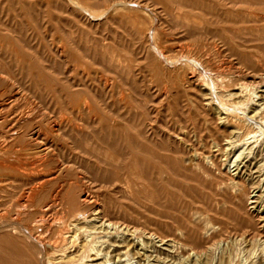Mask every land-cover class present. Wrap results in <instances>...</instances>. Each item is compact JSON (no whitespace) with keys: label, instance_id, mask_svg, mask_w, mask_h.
I'll list each match as a JSON object with an SVG mask.
<instances>
[{"label":"rangeland","instance_id":"rangeland-1","mask_svg":"<svg viewBox=\"0 0 264 264\" xmlns=\"http://www.w3.org/2000/svg\"><path fill=\"white\" fill-rule=\"evenodd\" d=\"M73 1L81 3L75 6ZM120 1L0 0V264H66L71 255L80 263L77 251L92 237L95 239L89 243L97 240L92 245L96 252L90 256L95 258L99 252L102 258L91 261L86 257L83 264L103 260L102 264H264L263 127L245 120L242 112L234 113V125H245L242 139L246 145L242 142L239 148L227 150V142L236 140V134H227L229 137L222 141L223 152L218 154L214 142L209 149L197 144L198 150L203 148L211 157L214 152L216 162H210L209 157L204 162L209 172L200 170L197 162L193 168L180 162L179 152L190 146L174 137L183 125L194 139L207 134L211 127L216 132L221 126L218 118L225 116L215 106L212 111L197 107L193 100L196 91L185 81L186 75L194 74L200 83L203 79L206 84L214 81L217 89L221 85L216 93L232 106L238 100L243 106L250 96L254 102L246 106L247 102V109L241 111L246 109V114L257 120L261 117L254 115V108L264 105V1ZM121 3L125 4L119 6ZM146 25H151L149 30ZM138 27L141 32H136ZM195 60L204 62L207 71L196 66ZM251 74L258 77L256 81ZM159 82L161 90H169L165 99L157 97ZM239 82L252 88L249 86V95L238 99L231 92ZM237 179L243 192L237 187ZM85 196L89 199L86 204L81 199ZM103 221L106 226L102 229ZM108 222L116 223L112 225L114 232ZM106 230L111 238L105 235Z\"/></svg>","mask_w":264,"mask_h":264},{"label":"bare ground","instance_id":"bare-ground-1","mask_svg":"<svg viewBox=\"0 0 264 264\" xmlns=\"http://www.w3.org/2000/svg\"><path fill=\"white\" fill-rule=\"evenodd\" d=\"M68 1V0H67ZM79 1V0H78ZM83 1V0H82ZM114 1V0H113ZM120 1V0H119ZM129 1V0H128ZM179 1V0H178ZM229 1V0H228ZM251 1H253V0H251ZM264 1V0H263ZM70 2H72V1H70ZM73 2H75V6H77L79 3H81V2H78V4H77V2L76 1H73ZM121 2V1H120ZM124 2V1H123ZM126 2H127V0H126ZM133 2V1H132ZM254 2V1H253ZM114 3V2H113ZM119 3V2H118ZM129 3V2H128ZM203 3V2H202ZM208 4H209V2H207ZM219 3H220V1H219ZM232 3H234V2H232ZM239 3V2H238ZM243 3V2H242ZM257 3V2H256ZM116 4V3H115ZM123 3H121L119 6H121ZM125 4V3H124ZM123 4V5H124ZM212 4V3H211ZM229 4H231V3H229ZM236 4V3H235ZM250 4V3H249ZM248 4V5H249ZM80 5V4H79ZM78 5V6H79ZM138 5V4H137ZM118 6V7H119ZM126 6H127V4H126ZM217 6H218V4H217ZM256 6H258V5H256ZM150 7V6H149ZM247 7V6H246ZM87 8H89L88 6H87ZM112 8V7H111ZM116 8H117V6H116ZM126 8V7H125ZM58 9V8H57ZM84 9V8H83ZM90 9V8H89ZM109 9V8H108ZM124 9V8H123ZM69 10V9H68ZM79 10V9H78ZM91 10V9H90ZM102 10V9H101ZM225 10V9H224ZM81 11V10H80ZM83 11V10H82ZM114 11V10H113ZM120 11H122V9L120 10ZM226 11H228V10H226ZM226 11H225V13L224 14H226ZM230 11V10H229ZM232 11V10H231ZM89 12V11H88ZM123 12V11H122ZM220 12V11H219ZM248 12V11H247ZM73 13L75 14V12L73 11ZM77 13V12H76ZM114 13V12H113ZM115 13H117V12H115ZM124 13H125V11H124ZM236 13V12H235ZM235 13H233L234 15H236ZM249 13V12H248ZM251 13V12H250ZM220 14V13H219ZM218 14V15H219ZM222 14V13H221ZM241 14H243V12L241 13ZM77 15V14H76ZM106 15V14H105ZM118 15V14H117ZM117 15H116V17H117ZM228 15H229V13H228ZM234 15H233V17H234ZM256 15V14H255ZM260 15V14H259ZM119 16V15H118ZM176 16V15H175ZM224 16H226V15H224ZM241 16H243V15H241ZM253 16V15H252ZM219 17V16H218ZM230 17V16H229ZM231 17H232V15H231ZM237 17H239V15L237 16ZM236 17V18H237ZM100 18V17H99ZM147 17H145V20H147L146 19ZM241 19V18H240ZM239 19V20H240ZM251 19V18H250ZM254 19V18H253ZM187 20V19H186ZM196 20V19H195ZM200 20V19H199ZM205 21V20H204ZM212 21V20H211ZM215 21V20H214ZM217 21V20H216ZM241 21V20H240ZM146 21H144V23H145ZM182 22H184L183 20H182ZM194 22V21H193ZM198 22V21H197ZM249 22H250V20H249ZM258 22H260V21H258ZM149 23V22H148ZM190 23V22H189ZM195 23V25H196V22H194ZM199 23V22H198ZM203 23H205V22H203ZM102 24V23H101ZM147 24V23H146ZM190 25H192V24H190ZM190 25H189V27H190ZM207 25V24H206ZM205 25V26H206ZM147 26V25H146ZM151 26V25H150ZM150 26L148 27V30H149V28H150ZM198 26V25H197ZM202 26H203V24H202ZM204 26V27H205ZM212 26V25H211ZM139 28V27H138ZM142 28H143V26H142ZM175 28V27H174ZM195 28V27H194ZM199 28V27H198ZM208 28V27H207ZM209 28H210V26H209ZM212 28V27H211ZM210 28V29H211ZM255 28V27H254ZM191 29V28H190ZM200 29V28H199ZM258 29H259V27H258ZM144 30V29H143ZM195 30V29H194ZM209 30V29H208ZM239 30V29H238ZM249 30V29H248ZM65 31V30H64ZM141 32V30H140V28L139 29H137L136 30V32ZM205 31H207V29L205 30ZM212 31V30H211ZM67 32V31H66ZM113 32V31H112ZM253 32V31H252ZM155 34H156V32H154ZM236 33V32H235ZM238 33H239V31H238ZM250 33V32H249ZM141 34V33H140ZM154 34V35H155ZM241 34V33H240ZM264 34V33H263ZM8 35V34H7ZM88 35V34H87ZM146 35V34H145ZM153 35V34H152ZM153 35V36H154ZM142 36V35H141ZM143 36H144V34H143ZM157 36V35H156ZM159 36V35H158ZM88 37V36H87ZM259 37V36H258ZM72 38V37H71ZM90 38V37H89ZM141 38V37H140ZM142 39V38H141ZM150 39V38H149ZM80 40V39H79ZM254 40V39H253ZM252 40V41H253ZM87 42V41H86ZM149 42V41H148ZM72 43V42H71ZM142 43V42H141ZM145 43V42H144ZM239 43V42H238ZM112 44V43H111ZM241 45H242V43H240ZM97 45H98V43H97ZM87 46V45H86ZM259 46V45H258ZM93 47V46H92ZM96 47V46H95ZM98 47V46H97ZM140 47V46H139ZM147 47V46H146ZM60 48V47H59ZM82 48V47H81ZM88 48V47H87ZM244 48H245V46H244ZM56 49V48H55ZM89 49H91V48H89ZM111 49V48H110ZM114 49V48H113ZM239 49V48H238ZM237 49V50H238ZM96 50H97V52H98V48H96ZM112 50V49H111ZM159 50V49H158ZM157 50V51H158ZM169 50V49H168ZM109 51V50H108ZM161 51V50H160ZM163 51V50H162ZM198 51V50H197ZM86 52H87V50H86ZM112 52V51H111ZM240 52L241 51H238V53L240 54ZM257 52V51H256ZM10 53V52H9ZM94 53V52H93ZM96 53V52H95ZM106 53H107V51H106ZM114 53V52H113ZM202 53V52H201ZM251 53V52H250ZM90 54H91V51H90ZM158 54H160V53H158ZM162 54V53H161ZM242 54V53H241ZM245 54H246V52H245ZM249 54V53H248ZM109 55V54H108ZM113 55V54H112ZM114 55H116L115 53H114ZM133 55V54H132ZM171 55V54H170ZM195 55H196V53H195ZM14 56V55H13ZM86 56V55H85ZM91 55H89V57H90ZM111 56V55H110ZM156 56V55H155ZM88 57V58H89ZM92 57V56H91ZM104 57H105V55H104ZM117 57V56H116ZM120 57V56H119ZM158 57V56H157ZM179 57V56H178ZM14 58V57H13ZM112 58H113V56H112ZM115 58V57H114ZM171 58V57H170ZM193 58V57H192ZM250 58V57H249ZM253 58V57H252ZM105 59H106V57H105ZM104 59V60H105ZM118 59V58H117ZM120 59V58H119ZM125 59V58H124ZM158 59V58H157ZM174 59V58H173ZM186 59V58H185ZM199 59H202L201 57H199ZM102 60H103V58H102ZM163 60V59H162ZM166 60V59H165ZM176 60V59H175ZM182 60V59H181ZM191 60V59H190ZM189 60V61H190ZM193 60V59H192ZM192 60H191V63H192ZM252 60V59H251ZM256 60V59H255ZM260 60V59H259ZM108 61H109V59H108ZM114 61H115V59H114ZM161 61V60H160ZM187 61V60H186ZM196 61V63H194L195 65L197 64L199 67H202L203 68V70H205V71H207V68H205L206 66H202V64L204 63H202V62H200V61H198V60H195ZM104 62H106L107 63V61H104ZM166 62V61H165ZM164 62V63H165ZM167 62H170V61H167ZM166 62V63H167ZM175 62V61H174ZM177 62H179V59H178V61ZM51 63V62H50ZM123 63V62H122ZM136 63V62H135ZM157 63H159V62H157ZM161 63V62H160ZM163 63V62H162ZM172 62H170L169 64H171ZM109 64H111V63H109ZM116 64H117V62H116ZM183 64V63H182ZM186 64V63H185ZM184 64V65H185ZM114 65V64H113ZM120 65V64H119ZM173 65V64H172ZM175 65H176V63H175ZM187 65H188V63H187ZM196 65V66H197ZM260 65H261V63H260ZM263 65V64H262ZM116 66L117 65H115V68H116ZM123 66V65H122ZM131 66V65H130ZM158 66V68L160 67L159 66V64L157 65ZM163 66V65H162ZM170 66V65H169ZM183 66V65H182ZM186 66V65H185ZM190 67H192V66H194V65H189ZM210 66V65H209ZM114 68V67H113ZM114 68V70H116ZM160 68H162V67H160ZM165 68V67H164ZM164 68L162 69V71L164 70ZM171 68V67H170ZM174 68H176V67H174ZM178 68V67H177ZM183 69H184V67H182ZM192 68H194V67H192ZM121 69V68H120ZM120 69H118V70H120ZM123 69H125V67L123 68ZM131 69V68H130ZM167 69H169V68H167ZM166 69V70H167ZM172 69V68H171ZM188 69V68H187ZM1 70V69H0ZM194 70V69H193ZM208 70H209V68H208ZM259 70V69H258ZM4 71V70H3ZM117 71V70H116ZM168 71V70H167ZM184 71V70H183ZM191 71V70H190ZM196 71V70H195ZM194 71V72H195ZM198 71V70H197ZM158 72V71H157ZM177 72H178V70H177ZM211 72H212V70H211ZM165 73V72H164ZM163 73V74H164ZM189 73V72H188ZM193 73V72H192ZM199 73V72H198ZM156 74V73H155ZM169 74V73H168ZM172 74V73H171ZM182 74V73H181ZM184 74V73H183ZM255 74V73H254ZM257 74V73H256ZM11 75V74H10ZM13 75V74H12ZM167 75V74H166ZM179 74H177L176 75V77L178 76ZM249 75V74H248ZM252 75V74H251ZM250 75V76H251ZM262 75V74H261ZM161 76V75H160ZM169 77L170 76H172V75H168ZM253 76V78H252V80L254 79H256V78H258L257 76H254V75H252ZM7 77V76H6ZM152 77V76H151ZM162 77V76H161ZM182 77V76H181ZM200 78H201V76H199ZM244 77H246L245 75H244ZM3 78V77H2ZM8 78H9V76H8ZM167 78V77H166ZM184 78V77H183ZM210 78V77H209ZM247 78V77H246ZM249 78V77H248ZM11 79V78H10ZM111 79V78H110ZM220 79V78H219ZM251 79V78H250ZM1 80V79H0ZM158 80V79H157ZM223 80L225 81L226 79L225 78H223ZM257 80V79H256ZM255 80V81H256ZM159 81V80H158ZM162 81V80H161ZM167 81V80H166ZM172 81V80H171ZM174 81H175V77H174ZM179 81H181V80H179ZM185 81L188 83V85H190V87H192L196 92V95L194 96V103L197 105V107H198V105L200 106H202V107H204L206 110H209V111H212V107H216V109L217 110H219L220 112H221V114H225V116L223 117V116H221L220 114V118H218V119H220V124H221V126L218 128V131H216V132H212L213 130V128L211 127V131L209 130V132L207 133V134H205L204 136H201V137H197V139L195 138H193L192 137V134H191V131H190V129L188 128V127H184L185 125H183L182 127H180V129H178V131H175L174 132V134H175V138L176 139H178V143H181V144H188L190 147H188L187 149H185L184 151H182L181 150V152H179L180 153V155H181V157L179 158L180 159V162H183V164H185V166L187 167V168H193L194 167V162H197V166L199 167V169L200 170H202V169H205V170H207L206 169V167H205V164H204V162H207L208 160H209V158H210V162H216L215 161V159L214 158H212L213 156L215 157V155H213V153L211 152V154L210 155H212V157L211 156H209L207 153H206V151L205 150H203V148H202V150H198L197 149V147H195L197 144H200V145H204V148L206 149V148H208L209 146H210V144L211 143H215V146L216 147H218L217 148V154L223 149V147L224 146H222V141H223V139L226 137V136H228L227 134H236V140L234 139V140H229L227 143V147H228V149L227 150H229V148L231 147V149H233L234 147H236V146H238V145H241L242 144V142L244 141V139H242V135H243V130L245 129L244 128V124L242 125V123H240V124H235L234 125V121L231 119V116L234 114V113H237V115H238V113L239 112H242L243 114H241V115H243L245 118V120H247L248 119V121H251V122H254L255 124H257L256 125V127H260L261 128V126L263 127V129H264V126H263V119H264V105L262 104H257L258 106H256L255 104V108L254 109H256V112H255V116H256V114H258V116L260 117L259 118V120H257V118H255L254 116H251V117H249L247 114H246V112H247V107H245L244 105L247 103V102H249V101H251V100H253V102H254V99H251V97L250 96H247V95H249V90H250V87L252 86L251 84L249 85V84H247L246 82H242V83H238L236 86H235V88L234 89H236V91H233V92H231V96L232 97H234L235 98V96H237L238 97V99H239V96H242V97H244V96H247L248 98H250L249 99V101H248V99L246 100L247 102L242 106L241 105V103L240 102H242L243 103V101H240L239 102V100L238 99H236V100H238V102L240 103L239 105H241V107L240 106H237L238 105V102H237V105H234V106H232V105H230V104H228L227 102H229V101H225V99H224V97L222 96V94H217L216 92H218L217 90H219V89H221L220 87H221V85L219 86V89H217L216 87L218 86L217 84H215L214 83V81L213 80H211V81H213V83L211 82H209L210 84H206V83H204L205 82V80L203 79V81H202V83H200V82H198V80H197V78H196V76L194 75V74H191V75H189V76H187L186 75V77H185ZM218 81H220V80H218ZM229 81H231V80H229ZM228 81V82H229ZM240 81V80H239ZM175 82H177V81H175ZM215 82H217L216 80H215ZM221 82L223 83V81L221 80ZM252 82V81H251ZM250 82V83H251ZM259 82V81H258ZM167 83V82H166ZM169 83V82H168ZM171 83V82H170ZM173 83V82H172ZM226 83V82H225ZM237 83V82H236ZM11 84V83H10ZM19 84V83H18ZM112 84V83H111ZM153 84V83H152ZM176 84V83H175ZM228 84V83H227ZM255 84V83H254ZM154 85V84H153ZM156 85V84H155ZM158 85H159V88H160V82L158 83ZM166 85V84H165ZM186 85V84H185ZM217 85V86H216ZM4 86V85H3ZM40 86V85H39ZM167 86H168V84H167ZM170 86V85H169ZM169 86H168V88H169ZM179 86V85H178ZM183 86V85H182ZM225 85H223V87H224ZM228 86V85H227ZM250 86V87H249ZM258 86H259V84H258ZM150 87H152V86H150ZM156 87V86H155ZM176 87V86H175ZM231 87V86H230ZM149 88V87H148ZM158 88V89H159ZM163 88V87H162ZM185 88V87H184ZM188 88V87H187ZM252 88V87H251ZM253 88H254V90H256L257 89V85H255V86H253ZM9 89V88H8ZM153 89V88H152ZM1 90V89H0ZM147 90V89H146ZM231 90H233V89H231ZM48 91V90H47ZM222 91V90H221ZM226 90L224 89V92H225ZM251 91V90H250ZM264 91V90H263ZM182 92V91H181ZM192 92V91H191ZM230 92V91H229ZM228 92V93H229ZM138 93V92H137ZM156 93V92H155ZM157 93H158V91H157ZM174 93V92H173ZM173 93H172V95H171V97L173 96ZM183 93V92H182ZM194 93V92H193ZM169 94V90H167V87L165 88H163L162 90H161V88H160V91H159V96H157V97H166L167 95ZM191 94V93H190ZM255 94V93H254ZM12 95V94H11ZM153 95V94H152ZM176 96L178 95V94H175ZM184 95V94H183ZM182 95V96H183ZM225 95V94H224ZM230 95V94H229ZM121 96H122V94H121ZM252 96V95H251ZM13 97V96H12ZM14 97H16V96H14ZM143 97V96H142ZM148 97V96H147ZM169 97V96H168ZM179 97V96H178ZM177 97V98H178ZM187 97V96H186ZM232 97H230V98H232ZM247 97H245V98H247ZM264 97V96H263ZM124 98V97H123ZM146 98V97H145ZM184 98H185V96H184ZM227 98H229L228 96H227ZM109 99V98H108ZM136 99V98H135ZM165 99V98H164ZM187 99V98H186ZM242 99V98H241ZM13 100V99H12ZM123 100V99H122ZM147 100V99H146ZM169 100V99H168ZM231 100V99H230ZM233 100V99H232ZM255 100H256V98H255ZM180 101V100H179ZM185 101H187V100H185ZM14 102H16V101H14ZM136 102H138V101H136ZM143 102H144V100H143ZM149 102H151V101H148V103ZM155 102H157V101H155ZM160 102H162V101H160ZM168 102V101H167ZM182 102H184V101H182ZM106 103V102H105ZM147 103V102H146ZM146 103H145V105H146ZM171 103V102H170ZM181 103V102H180ZM231 103H232V101H231ZM252 103V102H251ZM1 104V103H0ZM161 104V103H160ZM120 105V104H119ZM144 105V106H145ZM148 105V104H147ZM162 105V104H161ZM187 105V104H186ZM249 106L250 105V102L249 103H247L246 104V106ZM157 106V105H156ZM160 106V105H159ZM191 106V105H190ZM200 106V107H201ZM252 106V105H251ZM108 107V106H107ZM160 107H162V106H160ZM181 107H184V106H181ZM231 107H233V109L231 108ZM243 107H245L246 109L244 110L243 109V111H241V108H243ZM42 108V107H41ZM84 108V107H83ZM144 108H146V106L144 107ZM167 108H169V107H167ZM189 108V107H188ZM195 108V107H194ZM199 108V107H198ZM250 108V107H249ZM1 109H2V107H1ZM0 109V110H1ZM86 109V108H85ZM84 109V110H85ZM149 109V108H148ZM164 109V108H163ZM171 109V108H170ZM253 109V108H252ZM75 110V109H74ZM156 110V109H155ZM165 110V109H164ZM180 110V109H179ZM187 110H189V109H187ZM86 111V110H85ZM89 111H90V109H89ZM147 111V110H146ZM157 112L159 111L158 110V107H157V110H156ZM172 111V110H171ZM208 111V112H209ZM219 112V113H220ZM1 113V112H0ZM76 113V112H75ZM115 113V112H114ZM159 113V112H158ZM206 113V112H205ZM215 113V112H214ZM2 114V113H1ZM92 114V113H91ZM143 114V113H142ZM148 114H149V112H148ZM171 114V113H170ZM189 114V113H188ZM194 114H196V116H197V113H194ZM208 114V113H207ZM212 114V113H211ZM211 114H210V116H211ZM216 114V113H215ZM141 115V114H140ZM150 115V114H149ZM166 115V114H165ZM241 115H239V116H241ZM164 116V115H163ZM214 116V118H215V116L216 115H213ZM29 117V116H28ZM88 117V116H87ZM86 117V118H87ZM162 117V116H161ZM161 117H160V119H161ZM198 117H199V115H198ZM202 117V116H201ZM27 118V117H26ZM152 118V117H151ZM166 118V117H165ZM164 118V119H165ZM83 119H84V117H83ZM94 119V118H93ZM98 119V118H97ZM173 119V118H172ZM176 119V118H175ZM199 119V118H198ZM205 119V118H204ZM203 119V120H204ZM84 120H86V119H84ZM89 120V119H88ZM136 120V119H135ZM142 120V119H141ZM147 120V119H146ZM166 120V119H165ZM202 120V121H203ZM215 120V119H214ZM243 120V119H242ZM16 121V120H15ZM133 121V120H132ZM131 121V122H132ZM138 121V120H137ZM158 121V120H157ZM163 121V120H162ZM161 121V122H162ZM174 121V120H173ZM195 121V120H194ZM197 121V120H196ZM201 121V123H203ZM212 122H213V120H211ZM210 121V122H211ZM62 122V121H61ZM148 122H151V120L150 121H148ZM164 122V121H163ZM163 122H162V124H163ZM206 122V121H205ZM207 122H209V121H207ZM236 122H237V120H236ZM239 122H240V120H239ZM89 123V122H88ZM134 123V122H133ZM133 123H131L132 125H133ZM158 123V122H157ZM174 123V122H173ZM42 124V123H41ZM58 124V123H57ZM68 124V123H67ZM148 124H150V123H148ZM159 124V123H158ZM203 124H205V123H203ZM208 124V123H207ZM216 124V123H215ZM71 125H73V124H71ZM70 125V126H71ZM91 125V124H90ZM137 125V124H136ZM179 125V124H178ZM210 125V124H209ZM214 125V124H213ZM65 126V125H64ZM117 126V125H116ZM115 126V127H116ZM135 126V125H134ZM150 126V125H149ZM153 126H155V125H153ZM164 126H166V125H164ZM200 126H202V124L200 125ZM249 126H250V124H249ZM254 126V125H253ZM21 127V126H20ZM148 127V126H147ZM170 127V126H169ZM168 127V128H169ZM207 127V126H206ZM209 127V126H208ZM134 128H137V126H135ZM171 128V127H170ZM169 128V129H170ZM172 128H173V126H172ZM210 128V127H209ZM25 129V128H24ZM162 129H164V128H162ZM177 129V128H176ZM249 129V128H248ZM251 129V128H250ZM249 129V130H250ZM253 129V128H252ZM254 129L256 130V128L254 127ZM158 130V129H157ZM156 130V131H157ZM174 130V129H173ZM172 130V131H173ZM201 130V129H200ZM208 130V129H207ZM217 130V129H216ZM247 130V129H246ZM71 131V130H70ZM252 131V130H251ZM254 131V130H253ZM100 132V131H99ZM125 132V131H124ZM138 132H140V131H138ZM161 132V131H160ZM18 133V132H17ZM148 133V132H147ZM166 133V132H165ZM198 133V132H197ZM247 133H251V132H247ZM63 134V133H62ZM153 134V133H152ZM161 134V133H160ZM159 134V135H160ZM144 135V134H143ZM167 135H168V133H167ZM171 135V134H170ZM197 135V134H196ZM253 135V134H252ZM132 136V135H131ZM194 136V135H193ZM247 136V135H246ZM249 136V135H248ZM251 136V135H250ZM6 137V136H5ZM150 137H152V136H150ZM160 137H162V134H161V136ZM166 137V136H165ZM173 137V136H172ZM172 137H171V139H172ZM229 137V136H228ZM227 137V138H228ZM252 137V136H251ZM72 138V137H71ZM145 138V137H144ZM156 138V137H155ZM230 138H232V136L230 137ZM245 138V137H244ZM250 138V137H249ZM252 138H254V137H252ZM116 139V138H115ZM153 139V138H152ZM157 139V138H156ZM155 139V140H156ZM86 140V139H85ZM151 140V139H150ZM174 140V139H173ZM225 140V139H224ZM227 140V139H226ZM125 141V140H124ZM161 141V140H160ZM167 141H168V139H167ZM170 141V140H169ZM175 141V140H174ZM173 141V142H174ZM52 142V141H51ZM157 142V141H156ZM240 142V143H239ZM13 143V142H12ZM35 143V142H34ZM168 143V142H167ZM177 143V142H176ZM213 143V144H214ZM11 144V143H10ZM46 144V143H45ZM86 144H87V142H86ZM136 144V143H135ZM157 144V143H156ZM243 144H245L244 142H243ZM242 144V145H243ZM14 145V144H13ZM116 144H114V146H115ZM163 145V144H162ZM187 145V146H188ZM224 145V144H223ZM246 145V144H245ZM96 146V145H95ZM137 146V145H136ZM135 146V148H137ZM157 146V145H156ZM174 146V145H173ZM214 146V145H213ZM214 146V147H215ZM184 147V146H183ZM203 147V146H202ZM244 147V146H243ZM242 147V148H243ZM3 148V147H2ZM122 148V147H121ZM181 148V147H180ZM238 148H239V146H238ZM237 148V149H238ZM5 149V148H4ZM103 149V148H102ZM176 149V148H175ZM209 149V148H208ZM94 150V149H93ZM113 150H115V149H113ZM177 150V149H176ZM214 150V149H213ZM1 151V150H0ZM6 151V150H5ZM167 151H168V149H167ZM169 151H170V147H169ZM226 151V150H225ZM224 151V152H225ZM230 151V150H229ZM132 152H134V151H132ZM149 152V151H148ZM177 152V151H176ZM222 152H223V150H222ZM221 152V153H222ZM232 152V151H231ZM233 152H235V151H233ZM178 153V154H179ZM107 154V153H106ZM146 154V153H145ZM153 154V153H152ZM151 154V155H152ZM164 154V153H163ZM227 154H230V153H227ZM116 155V154H115ZM127 155H129V154H127ZM148 155V154H147ZM208 155V156H207ZM154 156H156V155H154ZM114 157V156H113ZM209 157V158H208ZM130 158V157H129ZM134 158V157H133ZM133 158H131L132 160H133ZM137 158V157H136ZM150 158V157H149ZM152 158H153V156H152ZM151 158V159H152ZM158 158H160V157H157V159ZM164 158V157H163ZM216 158H218V155H217V157ZM114 159V158H113ZM117 159H118V157H117ZM122 159V158H121ZM120 159V160H121ZM165 159V158H164ZM222 159V158H221ZM120 160H119V163H120ZM136 160H138V159H136ZM154 160V159H153ZM160 160H161V158H160ZM166 160V159H165ZM223 160V159H222ZM231 160V159H230ZM229 160V161H230ZM103 161H105V159L103 160ZM122 161V160H121ZM156 161V160H155ZM162 161V160H161ZM233 161V160H232ZM7 162V161H6ZM10 162V161H9ZM134 162H135V159H134ZM138 162V161H137ZM148 162V161H147ZM170 162V161H169ZM221 162V161H220ZM225 162V163H224ZM223 162V164H227L226 163V160ZM3 163V162H2ZM40 163V162H39ZM103 163V162H102ZM111 163V162H110ZM130 163H131V161H130ZM164 163V162H163ZM173 163V162H172ZM104 164V163H103ZM112 164H114V162L112 163ZM118 164V163H117ZM153 164V163H152ZM207 164V163H206ZM231 164V163H230ZM62 165V164H61ZM136 165V164H135ZM139 165V164H138ZM143 165H144V163H143ZM155 165V164H154ZM212 165V164H211ZM217 165H218V163H217ZM122 166V165H121ZM130 166V165H129ZM132 166V165H131ZM137 166V165H136ZM195 166H196V164H195ZM210 166V165H209ZM211 167V166H210ZM212 167H213V165H212ZM211 167V168H212ZM100 168V167H99ZM153 168V167H152ZM170 168V167H169ZM173 168V167H172ZM209 168V167H208ZM5 169H7V168H5ZM131 169V168H130ZM143 169V168H142ZM158 169V168H157ZM161 168H159V170H160ZM210 169V168H209ZM208 169V170H209ZM104 170H105V168H104ZM134 170V169H133ZM132 170V171H133ZM139 170V169H138ZM207 170V171H208ZM212 170V169H211ZM214 170V169H213ZM131 171V170H130ZM158 171V170H157ZM173 171V170H172ZM192 171V170H191ZM203 171V170H202ZM223 171V170H222ZM107 172V171H106ZM127 172V171H126ZM135 172V171H134ZM140 172V171H139ZM143 172H144V169H143ZM142 172V173H143ZM160 172V171H159ZM184 172V171H183ZM209 172V171H208ZM214 172V171H213ZM216 172H218L219 173V170L218 171H216ZM216 172H214V173H216ZM152 173V172H151ZM185 173V172H184ZM192 173H193V171H192ZM204 173V172H203ZM247 173H248V171H247ZM40 174V173H39ZM127 174V173H126ZM133 174H135V173H133ZM144 174V173H143ZM176 174V173H175ZM210 174V173H209ZM213 174V173H212ZM217 174V173H216ZM216 174H215V176H216ZM41 175V174H40ZM44 175V174H43ZM46 175V174H45ZM48 175V174H47ZM56 175V174H55ZM152 175V174H151ZM206 175V174H205ZM42 176V175H41ZM123 176V175H122ZM208 176V175H207ZM36 177V176H35ZM46 177V176H45ZM55 177H57V175L55 176ZM129 177H130V175H129ZM140 177V176H139ZM145 177V176H144ZM164 177H165V175H164ZM206 177V176H205ZM241 177V176H240ZM44 178V177H43ZM49 179L51 178L50 176L48 177ZM47 177L45 178V179H48ZM108 178H109V176H108ZM142 178H143V176H142ZM183 178H184V176H183ZM208 178V177H207ZM212 178H214V176L212 177ZM211 178V179H212ZM25 179V178H24ZM27 179V178H26ZM34 179V178H33ZM44 179V180H45ZM56 179V178H55ZM122 179H123V177H122ZM173 179V178H172ZM209 179V178H208ZM241 179V178H240ZM157 180V179H156ZM190 180H191V178H190ZM213 181L215 180V178L214 179H212ZM53 181V180H52ZM127 182H128V180H126ZM136 181V180H135ZM140 181V180H139ZM138 181V182H139ZM146 181H149V180H146ZM162 181V180H161ZM193 181V180H192ZM209 181V180H208ZM231 181V180H230ZM237 181H239L238 179H237ZM37 182H39V179H38V181ZM45 182L46 183H48L49 182V180H48V182L45 180ZM143 182V181H142ZM210 182V181H209ZM215 182V181H214ZM65 183V182H64ZM121 183H124L123 181L121 182ZM140 183H141V181H140ZM153 183V182H152ZM152 183H151V185L150 186H152ZM157 183V182H156ZM162 183V182H161ZM164 183V182H163ZM162 183V184H163ZM206 183H207V181H206ZM213 183V182H212ZM234 183V182H233ZM39 184H41V182L39 183ZM45 184V183H44ZM67 184V183H66ZM105 184V183H104ZM143 184H145V183H143ZM149 184V183H148ZM209 184V183H208ZM210 184H211V182H210ZM229 184V183H228ZM235 184V183H234ZM237 184H239V186H237V187H239V190L240 191H242L243 192V187H242V185H241V181H239V183H237ZM244 184V183H243ZM35 184H33V186H34ZM37 186H38V184H36ZM35 185V186H36ZM63 185V184H62ZM124 185V184H123ZM131 185H133V184H131ZM140 185V184H139ZM233 185V184H232ZM126 186H128L127 184H126ZM137 186H138V183H137ZM42 187V186H41ZM234 188V187H233ZM236 188V187H235ZM40 189H43V188H40ZM134 189V188H133ZM139 189H141V188H139ZM155 189V188H154ZM238 189V188H237ZM125 190V189H124ZM124 190H122V191H124ZM157 190V189H156ZM33 191V190H32ZM35 191H36V189H35ZM57 191V190H56ZM103 191V190H102ZM137 191H139L138 189H137ZM239 191V192H240ZM59 192V191H58ZM126 192V191H125ZM135 192V191H134ZM152 192H154V191H152ZM41 193V192H40ZM39 193V194H40ZM56 193V192H55ZM68 193V192H67ZM127 193V192H126ZM128 193H130V192H128ZM133 193V192H132ZM131 193V194H132ZM137 193V192H136ZM136 193H134L135 195H136ZM160 193V192H159ZM38 194V196H40ZM59 194V193H58ZM57 194V195H58ZM87 194V193H86ZM125 194V193H124ZM34 195V194H33ZM41 195H42V193H41ZM88 195H89V193H88ZM87 195V196H88ZM91 195V194H90ZM133 195V194H132ZM37 196V195H36ZM56 196V195H55ZM60 196V195H59ZM87 196H85L84 198H81V199H83V201L85 202V204H86V202L89 200V199H87ZM150 196H152V195H150ZM220 196V195H219ZM231 196V195H230ZM57 197V196H56ZM92 197V196H91ZM128 197H130L129 195H128ZM161 197V196H160ZM34 198V197H33ZM32 198V199H33ZM93 198V197H92ZM91 198V201L93 200ZM152 198V197H151ZM151 198L149 199L150 201H151ZM155 198V197H154ZM47 199V198H46ZM51 199H52V197H51ZM55 199V198H54ZM53 199V200H54ZM133 199V198H132ZM140 199V198H139ZM138 199V200H139ZM142 199V198H141ZM143 199H144V197H143ZM143 199H142V202H143ZM145 199H148V197L147 198H145ZM153 199V198H152ZM170 199V198H169ZM229 199V198H228ZM30 201V200H29ZM35 201V200H34ZM96 201H97V199H96ZM137 201V200H136ZM154 201V200H153ZM152 201V202H153ZM57 202V201H56ZM198 202V201H197ZM52 203V202H51ZM98 203V202H97ZM32 204V203H31ZM46 204H48V203H46ZM54 204V203H53ZM99 204V203H98ZM211 204V203H210ZM21 205V204H20ZM38 205V204H37ZM55 205V204H54ZM53 205V206H54ZM92 205V204H91ZM28 206H29V204H28ZM48 206H49V204H48ZM47 206V207H48ZM178 206V205H177ZM15 207V206H14ZM40 207V206H39ZM42 207V206H41ZM46 207V206H45ZM46 207V208H47ZM55 207H56V205H55ZM87 207V206H86ZM101 207V206H100ZM104 207V206H103ZM85 208V207H84ZM94 208V207H93ZM229 208V207H228ZM91 209V208H90ZM107 209V208H106ZM152 209V208H151ZM172 209V208H171ZM213 209V208H212ZM230 209V208H229ZM42 210V209H41ZM40 210V211H41ZM52 210V209H51ZM55 210H56V208H55ZM87 210V209H86ZM97 210V209H96ZM98 210H99V208H98ZM104 210V209H103ZM29 211V210H28ZM80 211V210H79ZM82 211V210H81ZM105 211V210H104ZM212 211H214V209L212 210ZM244 211V210H243ZM246 211V210H245ZM42 212V211H41ZM45 212V211H44ZM49 212V211H48ZM54 212V211H53ZM85 212V211H84ZM91 211H89V213H90ZM96 212V211H95ZM101 212H103V211H101ZM106 212H107V210H106ZM105 212V213H106ZM40 213V212H39ZM47 213V212H46ZM56 213H57V210H56ZM93 213V212H92ZM97 213H99V212H97ZM36 214V213H35ZM41 214V213H40ZM71 214V213H70ZM80 214V213H79ZM78 214V215H79ZM83 214V213H82ZM96 214V213H95ZM202 214H203V212H202ZM85 215V214H84ZM106 215V214H105ZM108 216H109V214H107ZM23 216V215H22ZM62 216V215H61ZM74 216V215H73ZM101 216V215H100ZM95 217V218H93V220H96V219H98V218H101V217ZM30 217V216H29ZM104 217V216H103ZM213 217V216H212ZM86 218V217H85ZM92 218V217H91ZM107 218V217H106ZM200 218V217H199ZM72 219V218H71ZM74 219V218H73ZM87 221H88V219H86ZM99 220V219H98ZM101 220V219H100ZM108 220V219H107ZM111 220V219H110ZM76 221V220H75ZM79 221V220H78ZM84 221V220H83ZM90 221H92V220H90ZM207 221V220H206ZM72 222V221H71ZM112 222V221H111ZM111 222H108L107 223V226H111V228L113 229V227H112V225H116V223L114 224V223H111ZM11 223V222H10ZM14 223V222H13ZM12 223V224H13ZM186 223V222H185ZM8 223H6V225H7ZM99 224V223H98ZM187 224V223H186ZM1 225V224H0ZM53 225V224H52ZM76 226H77V224H75ZM90 225H92V224H90ZM103 225H105V221H103L102 223H100V228H102L103 229V227H101V226H103ZM188 225V224H187ZM2 226V225H1ZM0 226V227H1ZM4 226V225H3ZM8 226V225H7ZM16 226V225H15ZM96 226V225H95ZM106 226V225H105ZM211 226V225H210ZM6 227V226H5ZM17 227V226H16ZM25 227V226H24ZM87 227H89V226H87ZM206 227V226H205ZM9 228H11L10 226H9ZM86 228V227H85ZM91 228V227H90ZM98 228V227H97ZM96 228V229H97ZM99 228V230H101ZM110 228V229H111ZM1 229V228H0ZM12 229H14V227L12 228ZM18 229V228H17ZM92 229H94V227L92 228ZM95 229V231H98V230H96ZM115 229H117L116 227H115ZM127 229V228H126ZM87 230H89V229H87ZM109 230V229H108ZM108 230H106V236H108V234H109V231ZM77 231V230H76ZM85 231V230H84ZM91 231V230H90ZM102 231V230H101ZM105 231V230H104ZM118 231H122V230H118ZM136 231V230H135ZM194 231V230H193ZM14 232V231H13ZM32 232H33V230H32ZM113 232H114V229H113ZM123 232V231H122ZM137 232V231H136ZM30 233V232H29ZM84 233H86V231L84 232ZM19 234V233H18ZM26 234V233H25ZM89 234V233H88ZM96 234V233H95ZM98 234V233H97ZM100 234H102V233H100ZM116 234H118V233H116ZM120 234H122V233H120ZM120 234H119V236H120ZM131 234V233H130ZM134 232H133V236H134ZM1 235V234H0ZM99 235V234H98ZM125 235V234H124ZM123 235V236H124ZM61 236V235H60ZM86 236H87V234H86ZM89 236H91V235H89ZM115 236V235H114ZM118 236V237H119ZM127 236V235H126ZM130 236V235H129ZM132 236V235H131ZM92 237V236H91ZM99 237V236H98ZM98 237L96 238V239H98ZM108 237H110V236H108ZM35 238V237H34ZM72 238H73V236H72ZM75 238H76V236H75ZM90 238V237H89ZM93 238V237H92ZM92 238H90V239H92ZM101 238V237H100ZM111 238V237H110ZM114 238V237H113ZM120 238V237H119ZM123 238V237H122ZM126 238V240H127V237H125ZM161 238V237H160ZM37 239V238H36ZM90 239H89V241H90ZM95 238H93V240H94ZM103 239H106L105 237L103 238ZM108 239V238H107ZM131 239V238H130ZM72 240H75L74 238L72 239ZM86 240H87V237H86ZM98 240H100V239H98ZM109 240V239H108ZM108 240H106L107 242H108ZM129 240V239H128ZM143 240V239H142ZM169 240V239H168ZM37 241H39V240H37ZM76 241V240H75ZM89 241H88V243H83L82 244V246H80V247H78V248H80L78 251H77V253H79L78 254V256H79V259L81 260L80 261V263H79V260H76L75 258H73V257H75L74 255L72 256L71 254V256L69 257L67 254V256L69 257L67 260H66V264H83V259L84 258H86V257H88L89 258V260L91 259V261H94V260H96V259H98L99 257H98V254H99V252L96 254V256L97 257H95V258H91V256H90V253L93 251V250H95L94 248H95V246H92L93 244H94V242L95 241H97V240H95L94 242H93V244L91 245V243H89ZM100 241H102V240H100ZM111 241V240H110ZM109 241V242H110ZM115 241V240H114ZM113 241V243H115V244H117L116 242H114ZM122 241V240H121ZM133 241V243H134V240H132ZM140 241V240H139ZM163 241H164V239H163ZM167 241V240H166ZM67 242V241H66ZM91 242V241H90ZM107 242H105V243H107ZM120 242V241H119ZM165 242V241H164ZM174 242V241H173ZM70 243H72L71 241H70ZM112 243V242H111ZM127 243V242H126ZM137 243V242H136ZM136 243H135V245H136ZM201 243V242H200ZM51 244V243H50ZM76 244H77V242H76ZM78 244H79V242H78ZM97 244V243H96ZM115 244H113V245H115ZM131 244H132V242H131ZM158 244V243H157ZM178 244V243H177ZM203 244V243H202ZM72 245H73V243H72ZM98 246L99 245H101V242L100 243H98L97 244ZM105 245V244H104ZM119 246H120V243L118 244ZM128 245L130 246V244H129V241H128ZM78 246V245H77ZM103 246V245H102ZM107 246V245H106ZM121 246H124V244L122 245L121 244ZM133 246V245H132ZM71 247V246H70ZM73 247V246H72ZM94 247V248H93ZM104 247V246H103ZM102 247V248H103ZM109 247V246H108ZM111 247V246H110ZM113 247V246H112ZM116 247H118V246H116ZM131 247V246H130ZM135 247V246H134ZM67 248H69V247H67ZM101 248V247H100ZM105 248V247H104ZM142 248V247H141ZM146 248V247H145ZM186 248V247H185ZM210 248H211V246H210ZM66 249V248H65ZM64 249V250H65ZM73 249V248H72ZM77 249V248H76ZM97 249H98V247H97ZM114 249V248H113ZM116 249V248H115ZM188 249V248H187ZM192 249V248H191ZM99 250V249H98ZM97 250V251H98ZM102 250V249H101ZM103 250H105V249H103ZM119 250V249H118ZM124 250V249H123ZM147 250V249H146ZM76 251V250H75ZM100 251V250H99ZM106 251V250H105ZM113 251V250H112ZM116 251V250H115ZM122 251V250H121ZM124 251H126V249L124 250ZM6 252H7V250H6ZM93 252H96V251H93ZM101 252V254H103L102 253V251H100ZM107 252V251H106ZM108 252H109V250H108ZM67 253V252H66ZM117 253H118V251H117ZM116 253V254H117ZM119 253H121L122 254V252H119ZM91 254H93V253H91ZM105 254V253H104ZM10 255V254H9ZM63 255V254H62ZM106 255H109V253L108 254H106ZM105 255V256H106ZM124 255H127L126 253L124 254ZM8 256V255H7ZM102 256V255H101ZM115 256H117V255H115ZM119 256V255H118ZM22 257V256H21ZM63 257V256H62ZM65 257V256H64ZM77 257V256H76ZM94 257V256H93ZM123 257V256H122ZM2 258V257H1ZM0 258V259H1ZM11 258H12V256H11ZM100 258H102V257H100ZM99 258V259H100ZM106 258V257H105ZM58 259V258H57ZM65 259V258H64ZM99 259L97 260V261H99ZM111 259V258H110ZM13 260V259H12ZM42 260V259H41ZM61 260V259H60ZM86 260V259H85ZM84 260V261H85ZM106 260V259H105ZM108 260V259H107ZM51 261H53V260H51ZM57 261V260H56ZM61 261H63V260H61ZM65 261V260H64ZM102 261V260H101ZM1 262V261H0ZM8 262V261H7ZM43 262V261H42ZM86 262V261H85ZM90 262V261H89ZM104 262V260L100 263V264H102ZM49 263V262H48ZM57 263V262H56ZM60 263V262H59ZM108 263V262H107ZM8 264H10L9 262H8ZM18 264H20V262L18 263ZM49 264H52V262H50ZM54 264V263H53ZM61 264V263H60ZM85 264V263H84Z\"/></svg>","mask_w":264,"mask_h":264}]
</instances>
